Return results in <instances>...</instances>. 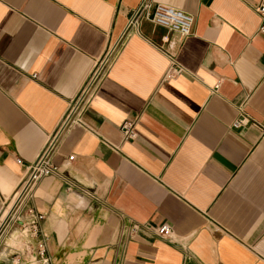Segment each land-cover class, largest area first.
I'll list each match as a JSON object with an SVG mask.
<instances>
[{"label": "crops", "instance_id": "obj_1", "mask_svg": "<svg viewBox=\"0 0 264 264\" xmlns=\"http://www.w3.org/2000/svg\"><path fill=\"white\" fill-rule=\"evenodd\" d=\"M140 1L0 0V215ZM158 2L192 33L144 18L36 187L52 264H264V0Z\"/></svg>", "mask_w": 264, "mask_h": 264}, {"label": "built area", "instance_id": "obj_2", "mask_svg": "<svg viewBox=\"0 0 264 264\" xmlns=\"http://www.w3.org/2000/svg\"><path fill=\"white\" fill-rule=\"evenodd\" d=\"M152 6L153 0H141L131 11L124 30L115 41L107 46L103 56L97 61L80 91L71 101L57 130L48 139L37 158L29 164H24L21 158H17L19 163L24 164L25 173L12 197L2 200L5 210L0 215V243L6 241L13 234L18 238V243L11 246L15 264H52L47 246L48 235L42 228L46 214L38 210L32 203L36 187L43 178L61 173L60 166L53 161L55 149L69 126L80 122L83 111L91 102L103 76L123 49L129 35L133 31L139 30L140 23L144 18L155 24L176 30L182 38L192 33L194 16L191 13L161 2H158L153 10ZM256 11L264 19V3L257 5ZM261 28H264V24ZM181 71L182 68L174 58H171L164 77L171 78ZM34 76L36 75L34 74ZM136 122V119H127L122 123L121 130L124 139L137 137ZM254 122L249 114L241 110V116L233 122V126H246ZM73 158V155L69 156V160H73ZM136 227L134 226V229ZM157 232L168 237L173 233V230L170 225L165 224L158 227Z\"/></svg>", "mask_w": 264, "mask_h": 264}, {"label": "bare ground", "instance_id": "obj_3", "mask_svg": "<svg viewBox=\"0 0 264 264\" xmlns=\"http://www.w3.org/2000/svg\"><path fill=\"white\" fill-rule=\"evenodd\" d=\"M8 209H9V207H8ZM8 209H7V211H8ZM13 235H14V234H13ZM13 235H12V236H13ZM16 238H17L16 235H14V236H13V240H15ZM17 239H18V238H17ZM16 242H18V241H16ZM15 244H16V243H15ZM15 244H14V245H15Z\"/></svg>", "mask_w": 264, "mask_h": 264}]
</instances>
